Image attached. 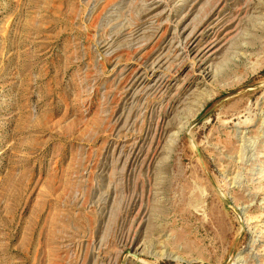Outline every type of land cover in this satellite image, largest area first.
Here are the masks:
<instances>
[{
	"label": "rangeland",
	"instance_id": "374dc122",
	"mask_svg": "<svg viewBox=\"0 0 264 264\" xmlns=\"http://www.w3.org/2000/svg\"><path fill=\"white\" fill-rule=\"evenodd\" d=\"M0 264H264V0H0Z\"/></svg>",
	"mask_w": 264,
	"mask_h": 264
},
{
	"label": "bare ground",
	"instance_id": "6f19581e",
	"mask_svg": "<svg viewBox=\"0 0 264 264\" xmlns=\"http://www.w3.org/2000/svg\"><path fill=\"white\" fill-rule=\"evenodd\" d=\"M209 42V41H208ZM207 42V43H208ZM212 44V43H211ZM204 45H207V44H204ZM208 49V48H207ZM205 51V50H204ZM211 53V52H210ZM201 59V58H200ZM208 68V67H207ZM207 68H202V70H200L199 71V73L198 74H200L201 76H204V75H206L207 73H208V69ZM208 75V74H207Z\"/></svg>",
	"mask_w": 264,
	"mask_h": 264
}]
</instances>
